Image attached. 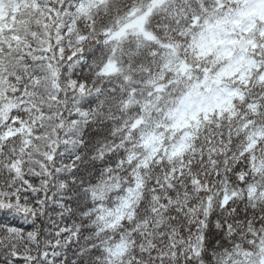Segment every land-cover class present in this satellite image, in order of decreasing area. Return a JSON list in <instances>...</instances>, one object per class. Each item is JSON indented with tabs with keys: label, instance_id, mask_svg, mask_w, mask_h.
I'll list each match as a JSON object with an SVG mask.
<instances>
[{
	"label": "snow or ice",
	"instance_id": "snow-or-ice-1",
	"mask_svg": "<svg viewBox=\"0 0 264 264\" xmlns=\"http://www.w3.org/2000/svg\"><path fill=\"white\" fill-rule=\"evenodd\" d=\"M0 264H264V0H0Z\"/></svg>",
	"mask_w": 264,
	"mask_h": 264
}]
</instances>
